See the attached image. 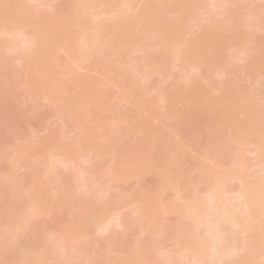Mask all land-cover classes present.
<instances>
[{"label":"bare ground","instance_id":"1","mask_svg":"<svg viewBox=\"0 0 264 264\" xmlns=\"http://www.w3.org/2000/svg\"><path fill=\"white\" fill-rule=\"evenodd\" d=\"M49 1L5 0L0 4V38H10L3 46L2 53L8 56L18 53L17 56L24 55L25 58H22L28 60L31 56H39L42 62V66H39L42 69L39 86L43 99L54 106L57 114H67L73 120L75 117L68 112V100L48 89L57 77L77 76L80 79L73 81L77 91L74 103L79 107V119H86L97 109L101 117L109 112L108 108L99 106L98 97H92L84 89L91 85V72L97 69H102L105 75L111 74L114 81L123 82L132 75L130 80L133 82L129 84L123 98L126 104L141 112L148 106L144 104L143 107L140 102L145 94L137 97L135 92L139 88L143 90L154 76L164 82L171 80L175 74L185 80L191 76L193 80L185 88L190 93L198 90L199 82L194 81L200 79L201 67H208L217 79L222 83L227 81L228 87H232L243 81L246 73L255 71L259 63L264 62V47L251 44V39L260 34L262 28L264 30L260 21L264 17V2L261 0H211L209 3L207 0H179V4H176L179 7L175 11L177 16L180 15L176 17L179 21L172 20L174 22H171L170 27L174 25V28H171L169 36V33H164V19L160 20L165 18L168 22L170 18L167 20L162 14L161 17L160 12L176 7L174 3L171 5L170 0H119L113 6L109 0H66L69 2L67 4L64 0V3H59L60 8L63 3L72 18L62 24L61 35L68 36L69 41L58 46L61 59L49 57L51 45L44 42L47 38L40 23L31 26L33 35L25 33L29 28L26 27L28 19L39 18L46 11L55 10L56 3L53 4L51 0L53 5L49 6ZM155 2L157 4L154 6ZM243 7H247L245 12H242ZM9 13L23 18L17 20L11 17L7 20ZM110 13L113 14L108 17ZM182 21L188 22L191 28L185 34ZM211 31L213 34L219 32L217 38H212ZM177 35L179 38L181 36V40ZM230 37L227 43L229 53L226 56L230 58L224 68L219 65L220 57L213 47L208 46L225 43ZM198 46H207V49L199 50ZM195 47L198 50L192 51ZM207 53L212 54V57H207ZM31 59L30 65L33 62ZM25 64L30 66L28 62ZM186 65L189 70H186ZM217 91L225 90L221 86ZM160 101L163 102L162 108H165V97H161ZM255 107L246 94L242 97L226 95L219 107L211 108L220 118V124L226 127L228 137L225 149L216 148L208 159L215 162L223 151H231L229 148L234 146L231 167L227 171L201 169L202 179L209 181L208 185L203 184L207 186L202 195L197 186L202 179L192 186L186 184L173 189L167 181L164 183V188L173 192L174 201L179 202L180 209L170 207L163 211L177 214L181 221L184 220L183 223H190L191 234L185 242L178 239L175 241L174 254L179 256V261L172 260L171 252H154V248L148 249L155 257L149 254L142 257V250L137 249L135 257L138 261L143 264H264V103ZM119 116L117 112H111V121L115 123L126 120H121ZM235 117L243 124L242 128L232 123ZM79 126L75 120V130ZM102 126L100 122L97 127ZM137 133H143L141 126ZM170 142L163 141L162 148L167 150ZM103 143L104 139H100L96 147H91L78 157L68 150L60 151L56 146L53 148V145L49 149L48 146V151H45L48 165L44 169L46 176L41 186L48 185L56 204L71 207L75 215L62 232L52 231L45 235L33 229V221L47 210L41 209L42 193L38 189L41 186L31 185L34 188L31 187L22 195V202L13 204V208L16 207L15 213L6 215L3 224H0V257L4 256L3 264H84L81 261V244L87 242L89 234L81 229L92 228L96 234L103 236L114 228H125L121 213L106 216L95 203L107 196L112 182L122 180L113 169L98 172L94 166L90 155ZM159 153L156 158L160 156ZM246 155L252 156L255 162L248 163ZM255 168L259 169L249 171ZM162 174L165 176L166 172ZM98 175L108 179L103 190L96 187ZM235 182L238 187L233 188ZM187 190L189 199L184 198ZM132 204L133 212L138 219L143 220L150 211L149 207ZM28 232L33 241L23 245L18 243L17 239L26 236ZM144 233L159 238L166 234V230L160 228L151 232L148 228ZM107 238L110 239L109 236ZM34 244L39 246L36 251L30 248ZM138 261L137 264H140Z\"/></svg>","mask_w":264,"mask_h":264},{"label":"rangeland","instance_id":"2","mask_svg":"<svg viewBox=\"0 0 264 264\" xmlns=\"http://www.w3.org/2000/svg\"><path fill=\"white\" fill-rule=\"evenodd\" d=\"M4 1L0 0V4L2 5ZM170 1L171 5L174 3L176 7L164 9L165 3L164 6L162 5V10H164L160 12V15L168 18L167 20L170 18L168 22L165 21V18L160 20L164 19L163 23L166 24L164 33L165 35L169 33L168 36L172 31V27H170L172 20L180 16L175 14L179 7L176 5L179 0ZM204 1L206 2V0ZM209 1L211 0H207L208 3ZM258 1L264 2V0ZM52 2L56 3L54 9H58L46 11L39 18L28 19L26 27L29 28L25 30V33L29 36L33 35L34 31L31 26L40 23L43 27L42 32L47 38L44 42L51 45L49 57L61 59L62 54L58 48L60 44L64 45L69 41L68 36L61 35L62 24L70 21L72 15L63 4L64 0H53ZM61 2H63L62 8L59 4ZM109 2L113 6L119 3V0H109ZM156 2L159 4L158 1ZM156 2L154 6L157 4ZM67 3L69 2L66 1ZM53 4L51 3L49 6ZM31 6L33 5L31 4ZM160 6L158 5L157 9ZM246 8L243 7L242 12H245ZM30 9L32 10V8ZM10 13L7 20H10L11 17L17 20L23 18V16H12L13 13ZM31 13L34 12L31 11ZM112 14L110 13L108 17H111ZM260 21L263 25L261 27H264V17ZM182 22L185 26V30L183 29L185 34L191 28L188 22ZM217 31L212 33L213 39L217 38L219 33ZM263 31L262 28L259 31L260 34L251 39V44L264 47ZM177 37L179 38L178 35ZM199 37L203 39L201 35ZM8 40H10L9 37L0 38V224H3L6 215L11 212L15 213L16 207L13 208V204L22 202V195L32 187L31 185L39 187L45 180L44 169L46 170L48 165L45 160V151H48V146H50L49 149L53 145V148L56 146L60 151L68 150L73 156L77 155L76 157H78L80 154L88 152L91 147H96L100 139H104L103 145L93 152L90 158L98 172L113 169L118 176L122 177V180L118 183L112 182L108 188L107 196L98 199L95 203L106 216L121 213L125 228H114L108 233L109 235L103 236L96 234L92 228L81 229L86 230L89 234L87 242L81 244L82 263L137 264L138 260L135 257L137 249L142 250V257L148 254L151 257L156 256L148 248H154V252L169 251L173 255L172 260L179 261V256L174 254L175 241L178 239L185 242L190 237L191 227L190 223H183L184 220L181 221L177 214L163 211L170 207L180 209L179 202L174 201L173 192L166 190L164 183L167 181L171 189L177 186L183 187L186 184L192 186L202 179L201 169L223 171L230 169L234 146L229 148L231 151H226L227 149L225 152L223 151L217 161L213 162L208 159L216 148L224 147L225 149L228 137L226 127L220 124V118L212 112L211 108L219 107L225 101L226 95L242 97L247 94L254 107L262 105L264 103V62L259 63V67L255 71L246 73L244 80L232 87H228L227 81L222 83L217 79L214 72L208 67H201L200 79L194 81V83L199 82L198 90L190 93L186 92L185 88L193 80L191 76L185 80L175 74L168 82L154 76L142 88L143 90L139 88L135 92L137 97L142 93L145 94L143 95L144 99H140V102L143 107L144 104L148 106L141 112L138 108L126 104L123 98L124 92L133 82L130 80L133 78L132 75L123 82L121 80L114 81L111 74L105 75L102 69H95L96 71L91 72V85L84 89L92 97H98L99 106L108 108L109 112L101 117L96 108L94 114L86 119H79V107L74 103L77 99V91L73 81L80 79H77V76L75 78L57 77V80L52 82L48 89L63 96L64 100H68V112L75 117L73 120L67 114L63 116L57 114L54 106L43 99L39 86L42 70L39 67L42 66L40 57L32 58L31 56L28 60L24 59L23 54L21 56L23 55L24 58L20 57V54L17 56L18 53L8 56L5 52L6 55H4L2 53L3 46ZM230 40L231 37L225 43L208 46L209 48L213 47L220 57L219 65L224 68L230 58H226L229 53L227 43ZM205 47L198 46L199 50L200 48L206 50L207 46ZM198 48L195 47L192 51H196ZM206 56L211 58L212 54L207 53ZM30 59L33 60L31 65ZM25 62H28L30 66ZM186 70H189L188 65H186ZM221 86L224 87V92L217 91ZM161 97H165V108H162ZM114 111L120 115L121 120H126L112 122L111 112ZM75 120L80 124L78 130L74 128ZM98 122H102L101 128L97 127ZM232 123L243 127L237 117L232 120ZM140 126L143 128L142 134L137 133ZM170 140L167 150L163 149L161 143ZM158 152H160V156L156 158ZM246 158L248 163L255 162L252 156L246 155ZM158 161H161V164ZM160 171L166 172V175L164 176ZM107 183V178L102 175L96 176L98 189H105ZM206 183L208 185L209 181L203 180L197 185L201 195L205 192L207 185L203 186V184ZM236 186L237 182L232 184L233 188ZM38 189L42 193L41 202L43 203L41 205L43 206L41 209L47 210V212L33 221V229H37L45 235H49L52 231L62 232L63 228L73 219L74 210L71 207L56 204L55 196L48 185ZM184 198H190L189 190L184 192ZM132 203L149 207L150 211L146 213L143 220L138 219V216L133 212ZM148 228L151 232L162 228L166 230V234L155 238L144 233ZM108 236L110 239L107 238ZM17 241L23 245L33 240L28 232L26 236L19 237ZM38 247L37 244H34L30 248L36 251ZM3 257H0V264L4 263Z\"/></svg>","mask_w":264,"mask_h":264}]
</instances>
